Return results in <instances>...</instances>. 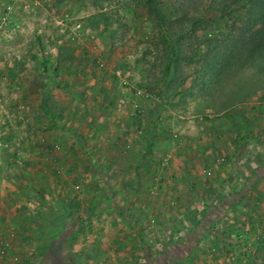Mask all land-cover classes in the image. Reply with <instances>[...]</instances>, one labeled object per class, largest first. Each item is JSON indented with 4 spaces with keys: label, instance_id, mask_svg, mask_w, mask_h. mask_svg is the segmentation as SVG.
I'll return each instance as SVG.
<instances>
[{
    "label": "rangeland",
    "instance_id": "374dc122",
    "mask_svg": "<svg viewBox=\"0 0 264 264\" xmlns=\"http://www.w3.org/2000/svg\"><path fill=\"white\" fill-rule=\"evenodd\" d=\"M65 1L0 0V264H264V45L242 9Z\"/></svg>",
    "mask_w": 264,
    "mask_h": 264
},
{
    "label": "trees",
    "instance_id": "16d2710c",
    "mask_svg": "<svg viewBox=\"0 0 264 264\" xmlns=\"http://www.w3.org/2000/svg\"><path fill=\"white\" fill-rule=\"evenodd\" d=\"M185 1L195 2V0H185ZM201 1H203V0H198L197 2L199 3ZM216 1L217 0H212V2H216ZM219 2L222 4V8H224V10H226L232 6H235V8L239 9V10L242 9L243 14L241 15V18L244 19L245 24L248 25V29L252 31V35L254 37L256 36L258 38L257 47L264 45V43H263L264 42V0H219ZM198 3L196 6L194 5L193 7L196 9H199L200 4H198ZM229 15L233 16V12H231ZM180 21L182 22V19ZM200 21L201 20L199 18H193V20H191L189 22L190 28H193L192 29L193 33L195 31H197V29L199 28ZM260 23L262 25H260ZM188 31H189V27L187 28V26H186V27L180 28L179 31L177 30V31L171 32V35H169V40L171 41L172 47H174V44L175 45L177 44L175 39L179 38V37L186 38ZM177 32H179V33H177ZM194 38L191 39V36H190V39H188V40H190V42H194V41L196 42L195 43L196 44V47H195L196 53L194 52L195 53L193 55L194 58L199 54V52H197V51H199V48H200L199 46H201V44H203V43H205L204 45L206 47V50L211 51L214 49V47H213L214 40L213 39H205L203 41V39H200L197 37H194ZM247 44H249V42L245 44V48H247ZM250 44H253V43H250ZM198 225H199L198 223L195 224L196 227ZM197 241H198V239H197ZM196 247H197V245H196ZM161 256H162L161 258H158L155 260V264H162L163 261L167 260L165 258H167L168 254L163 251ZM170 259H172V257L169 256V260Z\"/></svg>",
    "mask_w": 264,
    "mask_h": 264
},
{
    "label": "crops",
    "instance_id": "0c3cea01",
    "mask_svg": "<svg viewBox=\"0 0 264 264\" xmlns=\"http://www.w3.org/2000/svg\"><path fill=\"white\" fill-rule=\"evenodd\" d=\"M55 1V0H54ZM70 0H66L65 2H63L62 3V7H70V6H73L72 4L73 3H71V2H69ZM74 1H76V0H74ZM71 3V4H70ZM75 6V5H74ZM65 103V102H67V101H62V103ZM47 136H49V137H56V135H54V134H51V135H47ZM59 139V138H58ZM50 141H52V140H50ZM53 142V141H52ZM1 148V147H0ZM50 165V164H49ZM49 165L47 166V167H45L44 165H42L43 167L42 168H45V170H44V173H46V174H48V170H49ZM34 168V167H33ZM41 167H36V169H40ZM32 173H33V170H32ZM35 176V174L33 173V177ZM50 177H46V179H45V182H43V184H41L42 186H44L45 188H47V186L49 185V182H48V179H49ZM53 184H51L50 186H52ZM49 186V187H50ZM49 187H48V189H49ZM54 191H56L57 192V190H58V193H62L63 194V192H64V189H53ZM67 191V190H66ZM47 195H49V197L48 198H51V195L52 194H49V193H47ZM55 198H57L56 197V195H54V196H52V199H53V202L56 200ZM63 197H59V199L62 201L63 199H62ZM55 199V200H54ZM42 202H39L38 200H34V202H32L31 201V205H32V207L34 208V211L35 212H40L41 211V209L42 208H46V211H47V206L45 205V206H42V204H41ZM38 212V213H39Z\"/></svg>",
    "mask_w": 264,
    "mask_h": 264
},
{
    "label": "built area",
    "instance_id": "2783aa9c",
    "mask_svg": "<svg viewBox=\"0 0 264 264\" xmlns=\"http://www.w3.org/2000/svg\"><path fill=\"white\" fill-rule=\"evenodd\" d=\"M8 8L11 9L12 6H9ZM3 256H4V254L1 253L0 257H3Z\"/></svg>",
    "mask_w": 264,
    "mask_h": 264
}]
</instances>
